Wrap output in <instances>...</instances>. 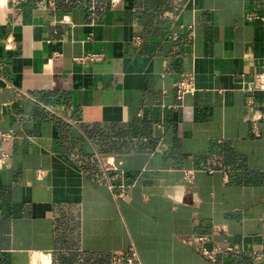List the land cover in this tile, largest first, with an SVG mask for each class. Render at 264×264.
<instances>
[{"label": "crops", "instance_id": "0c3cea01", "mask_svg": "<svg viewBox=\"0 0 264 264\" xmlns=\"http://www.w3.org/2000/svg\"><path fill=\"white\" fill-rule=\"evenodd\" d=\"M188 72L197 89L179 99ZM258 73L264 0L0 7V129L14 132L0 140V264H111L131 246L142 264H254L190 240L264 253V90L247 103ZM100 153L135 181L125 197Z\"/></svg>", "mask_w": 264, "mask_h": 264}, {"label": "built area", "instance_id": "2783aa9c", "mask_svg": "<svg viewBox=\"0 0 264 264\" xmlns=\"http://www.w3.org/2000/svg\"><path fill=\"white\" fill-rule=\"evenodd\" d=\"M26 0H0V7L8 6L11 4H19ZM52 4L55 3V0H49ZM115 2V0H114ZM259 16L258 13L254 10H250L247 13V17L249 19H253L255 17ZM139 40V38H136ZM6 46L11 47L12 46V39L7 38L6 39ZM104 52H90L87 54H84L82 56L77 57L76 59L79 61L84 60H102L104 57ZM197 89L196 84V75L193 72H188L185 74V76L179 80L176 83V93L177 97L179 99H183L187 94L194 93ZM256 89H262L264 90V74L258 73L255 74L251 85L248 87V90L250 91V94L247 99L248 105H252L254 103V95L253 92ZM254 130L256 134H259L258 126L254 125ZM14 136L13 130H2L0 129V140L5 141L9 140ZM10 156V153L4 149H1L0 151V164L6 163L8 158ZM97 158H99L102 167H103V174L104 177L107 180V183L111 190L113 191L114 195L116 197H125L127 194V191L131 185H134L135 181L129 179L127 177V172L117 163L116 158L112 154H105L100 153L98 154ZM39 175L43 174L41 170L38 171ZM195 175L194 169H188L185 172V178L188 182L193 181ZM213 232L214 233H222L225 232L226 229L224 226L220 224H215L213 226ZM212 234H200L196 236L193 240H190L191 243L196 244L199 250L209 258L210 260H216L218 258V255H220L223 252H248L254 257V264H263L264 260V253L263 252H249L246 250L245 247H243L239 243L234 244H212ZM45 256H42V260H45ZM40 264H46L45 262H40ZM111 264H142L139 262V254L137 249L134 246L129 247L126 250H114L111 253Z\"/></svg>", "mask_w": 264, "mask_h": 264}]
</instances>
